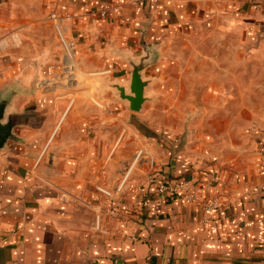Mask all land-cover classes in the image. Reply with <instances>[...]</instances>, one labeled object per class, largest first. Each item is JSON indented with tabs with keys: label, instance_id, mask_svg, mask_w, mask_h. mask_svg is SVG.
<instances>
[{
	"label": "crops",
	"instance_id": "obj_1",
	"mask_svg": "<svg viewBox=\"0 0 264 264\" xmlns=\"http://www.w3.org/2000/svg\"><path fill=\"white\" fill-rule=\"evenodd\" d=\"M69 43L78 69L48 76ZM140 56L156 105L171 84L184 116L200 106L197 152L108 88ZM2 100L0 264H264V0H0Z\"/></svg>",
	"mask_w": 264,
	"mask_h": 264
},
{
	"label": "rangeland",
	"instance_id": "obj_2",
	"mask_svg": "<svg viewBox=\"0 0 264 264\" xmlns=\"http://www.w3.org/2000/svg\"><path fill=\"white\" fill-rule=\"evenodd\" d=\"M75 57L72 60V65H73V69H72V74L75 73V71L78 69L76 67L77 61H75ZM74 62V64H73ZM76 63V64H75ZM149 75L148 73H146L145 75H143L142 78L144 79H149ZM129 78V77H128ZM53 80V79H51ZM129 79H121V80H114L110 83H115L117 85L123 86L124 88H126V93H130L129 90ZM62 84L67 83L68 85L73 82V77L71 79H66V80H62ZM155 83H157L159 86H161V84L163 82H161L160 79L155 78ZM58 84V83H57ZM154 84V83H153ZM61 85V84H60ZM114 89V88H113ZM112 89V91H113ZM165 89L168 91V97L166 99H164V101L160 104H155V100L154 96H150L149 94H147L146 92V88L144 90V101L141 105V108L139 110H131V112L133 113H140L145 107L146 102L153 100V102L150 105H153L155 107L152 108V113L151 116L153 117L152 119V124H153V129H148L147 127V132H150L149 134H159V135H167L168 132L171 133L172 135H170L171 140H168L167 142L170 143V147L175 143V141L173 140V138L179 137V135L183 138V140H185L187 137L193 136V139L190 141V139H188L187 144L191 149H195L196 152L199 149V140L197 138H199V136L201 135V125H202V121L198 118V113L200 112L199 107L200 106H196V112L191 113L189 116H184V109L182 107L181 102L183 101V94L181 93H177L174 92L175 86L173 85H169L168 87L165 86ZM116 90V89H115ZM114 93V91H113ZM112 93V94H113ZM118 100L120 98H118V96L114 93L113 94ZM120 101L124 104L127 105V101L125 99H120ZM199 105V104H196ZM128 107V106H127ZM250 107L253 109H249L248 110V117H249V133L251 134V128H253V126H255L256 124V120H257V112H256V104H250ZM230 111V104L228 105V108L226 110ZM231 111H232V115L236 117L237 119V124H240V120H241V109H240V104H231ZM210 112H214V111H210ZM224 110H220L219 114L222 122L224 121ZM204 110L201 109V116L203 115ZM224 129V124L221 123L220 126L218 128ZM191 133V134H190ZM184 142V141H183ZM168 144V143H167Z\"/></svg>",
	"mask_w": 264,
	"mask_h": 264
},
{
	"label": "water",
	"instance_id": "obj_3",
	"mask_svg": "<svg viewBox=\"0 0 264 264\" xmlns=\"http://www.w3.org/2000/svg\"><path fill=\"white\" fill-rule=\"evenodd\" d=\"M127 61L130 65V75L128 78L130 93H126V88L123 86L110 82H107L106 84L112 93L114 91L118 98L125 99L127 101L128 108L132 110H139L145 99V88L147 90L151 83L155 81L154 77H149V79L142 78L143 75L147 73V69L153 64V61L146 59L145 56H140L135 60L128 59ZM6 104H8L6 100L0 101V148L8 139L13 138L12 128L14 122L11 117L5 116L4 114Z\"/></svg>",
	"mask_w": 264,
	"mask_h": 264
},
{
	"label": "built area",
	"instance_id": "obj_4",
	"mask_svg": "<svg viewBox=\"0 0 264 264\" xmlns=\"http://www.w3.org/2000/svg\"><path fill=\"white\" fill-rule=\"evenodd\" d=\"M66 60L61 63L56 64H49L45 68V72L48 76H52L56 73H67L71 74L73 65L72 60L75 57V50L74 45L72 43H69L66 46ZM150 182L156 183L155 190L159 195H169V196H178L180 197L184 202H192L198 197V191H193L189 188L187 180H183L180 178H163L161 180H158L156 182L155 178L150 177ZM185 191V193L179 195L181 191ZM214 202L211 201L206 204L207 208L214 207ZM89 264H124L121 260L113 258L108 262L99 263V262H93Z\"/></svg>",
	"mask_w": 264,
	"mask_h": 264
}]
</instances>
